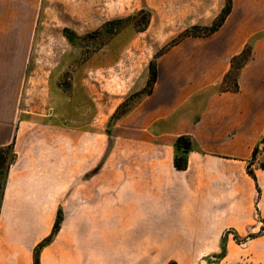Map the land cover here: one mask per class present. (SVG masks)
Wrapping results in <instances>:
<instances>
[{
	"label": "crops",
	"instance_id": "obj_1",
	"mask_svg": "<svg viewBox=\"0 0 264 264\" xmlns=\"http://www.w3.org/2000/svg\"><path fill=\"white\" fill-rule=\"evenodd\" d=\"M211 1L192 25L212 26L226 1ZM41 2L0 0V148L23 142L20 106ZM250 44L254 54L239 74L240 91L222 92L232 59ZM157 63L152 92L113 135L103 128L86 134L84 194L70 186L69 206L76 213L81 206L85 220L119 222L116 235L133 242L122 250L137 254L135 264H206L222 246L228 264L248 252L264 264V235L245 250L233 237L261 231L254 198L264 176L256 174V183L248 165L264 137V0H232L220 29L182 40ZM182 136L194 147L183 172L174 166ZM15 153L0 194V264H34V250L52 228L44 222L59 213L60 186L37 179L42 156L35 150ZM262 205L264 220V199Z\"/></svg>",
	"mask_w": 264,
	"mask_h": 264
},
{
	"label": "rangeland",
	"instance_id": "obj_2",
	"mask_svg": "<svg viewBox=\"0 0 264 264\" xmlns=\"http://www.w3.org/2000/svg\"><path fill=\"white\" fill-rule=\"evenodd\" d=\"M209 4L214 2L42 0L20 106L17 137L21 136L23 142L21 146L14 142L12 147L0 149L5 159L0 167L1 180L16 160L14 152L25 148L42 156L37 163V179L60 186L61 214L57 212L51 223L44 222L45 227L50 224L52 228L42 241L52 234L57 218L59 230L42 249L40 264H135L137 254L122 250V245L133 242L116 235L122 228L119 222L85 220L81 206H77L76 213L75 206L68 204L70 186L75 193L76 183L77 196L84 194L85 149L91 144L86 134L103 128L110 137L113 135L116 124L125 116L122 113L128 114L146 96L149 65L155 56L169 51L172 42L186 30L205 28L192 24ZM142 11L151 14L145 32H140L145 24L144 17L138 16ZM111 22L114 25L106 29ZM65 31L69 32L67 36L75 34L77 38L71 41ZM70 136H76L75 142ZM249 162L248 173L254 174L257 183L255 175L264 176V141ZM260 184L254 198V217L261 231L243 238L227 231L244 250L253 238L264 235V177ZM248 253L240 257L239 264H263ZM225 255L222 246L220 254L205 258L206 264H228Z\"/></svg>",
	"mask_w": 264,
	"mask_h": 264
},
{
	"label": "trees",
	"instance_id": "obj_3",
	"mask_svg": "<svg viewBox=\"0 0 264 264\" xmlns=\"http://www.w3.org/2000/svg\"><path fill=\"white\" fill-rule=\"evenodd\" d=\"M225 1H226L225 8L218 15L217 19L215 20L214 24L211 27H205V28H201L199 26L192 27V28L186 30V32H184L179 37V39L174 40L170 47H173L176 43H179L180 41H182L186 38H189V37H198V38L207 37V36L215 33L218 29H220L223 26L227 16L229 15V13H231V10H232V0H225ZM138 16H143L145 19V24L140 30V32H145L148 29V27L150 26L151 14L149 12L142 11L138 14ZM112 25H114V23H112V22L108 23L105 26V28L109 29ZM200 31H204V32L199 33ZM66 33H69V32L65 31V35L67 36ZM67 37L71 41H73L74 38H77V36H75V34H71L70 37L69 36H67ZM168 49L165 51H162L161 53H158L155 56V61L151 62L149 65L150 78H149V81L147 84L149 90L146 93V95H149L152 92L153 86L158 79V63H157V60L160 56H162L165 52H167ZM253 54H254V49H253V46L250 44L245 48V50L242 52V54H240L239 56L237 55L232 59L231 71L229 72V74H227L225 76L224 81H223L222 86H221L222 92H239L240 91V87L238 84L239 74H241L243 68L252 60ZM125 113L126 112L122 113V115H126ZM263 141H264V137H263ZM11 145H9L7 147H12ZM7 147H3V148H7ZM3 148H0V149H3ZM193 148H194L193 147V141L190 137L182 136V137L177 139V141L175 142L176 153L174 155V166H175L177 171L183 172V171L187 170V168H188V154H190V152L193 151ZM14 156H15V152H14ZM4 164H5V159L2 156H0V167L2 168L4 166ZM10 166L7 168V173H6L5 179L1 180V178H0V194L3 193L4 185H5L6 180H7V175H8V171L10 169ZM253 175L254 174L250 172V176L255 179V177ZM60 214H61V212L59 211V215ZM59 226H60V218H57V220L54 224L52 234L47 239L42 241L34 250V264H40V253L44 247H46L47 245H49L51 243L53 235H55V233L59 230Z\"/></svg>",
	"mask_w": 264,
	"mask_h": 264
}]
</instances>
